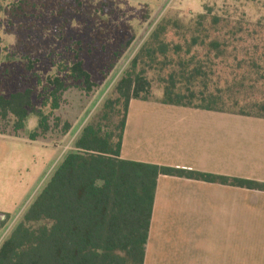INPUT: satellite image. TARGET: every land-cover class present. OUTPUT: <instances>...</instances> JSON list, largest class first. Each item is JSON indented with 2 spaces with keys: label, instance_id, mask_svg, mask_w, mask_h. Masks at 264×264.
Segmentation results:
<instances>
[{
  "label": "trees",
  "instance_id": "trees-1",
  "mask_svg": "<svg viewBox=\"0 0 264 264\" xmlns=\"http://www.w3.org/2000/svg\"><path fill=\"white\" fill-rule=\"evenodd\" d=\"M58 71L65 79L47 77L40 96L33 88L0 94V135L35 141L52 128L68 132L71 124L54 113L66 81L87 92L94 84L82 60ZM113 93L0 243V264H142L160 175L264 192L262 181L120 158L132 99L264 119L263 19L206 4L197 13L164 14ZM31 116L35 125L27 129Z\"/></svg>",
  "mask_w": 264,
  "mask_h": 264
},
{
  "label": "rangeland",
  "instance_id": "rangeland-1",
  "mask_svg": "<svg viewBox=\"0 0 264 264\" xmlns=\"http://www.w3.org/2000/svg\"><path fill=\"white\" fill-rule=\"evenodd\" d=\"M204 4L264 20V0H0V94L33 88L40 96L46 78L64 80L58 70L75 59L82 60L94 84L87 92L66 81L64 101L54 112L71 124L65 135L53 128L35 141L0 135V243L72 149L82 126L114 97L115 83L159 18L201 12ZM34 125L31 116L27 129Z\"/></svg>",
  "mask_w": 264,
  "mask_h": 264
},
{
  "label": "crops",
  "instance_id": "crops-1",
  "mask_svg": "<svg viewBox=\"0 0 264 264\" xmlns=\"http://www.w3.org/2000/svg\"><path fill=\"white\" fill-rule=\"evenodd\" d=\"M120 158L264 182V119L132 99ZM142 264H264V192L158 176Z\"/></svg>",
  "mask_w": 264,
  "mask_h": 264
}]
</instances>
